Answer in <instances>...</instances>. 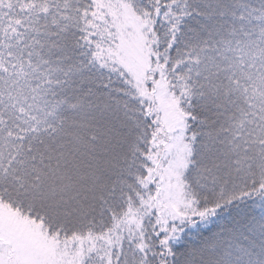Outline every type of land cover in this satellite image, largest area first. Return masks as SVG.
I'll use <instances>...</instances> for the list:
<instances>
[{
    "label": "snow or ice",
    "instance_id": "6c2138e0",
    "mask_svg": "<svg viewBox=\"0 0 264 264\" xmlns=\"http://www.w3.org/2000/svg\"><path fill=\"white\" fill-rule=\"evenodd\" d=\"M0 264H264V0H0Z\"/></svg>",
    "mask_w": 264,
    "mask_h": 264
}]
</instances>
